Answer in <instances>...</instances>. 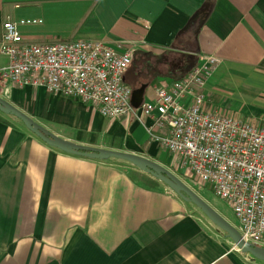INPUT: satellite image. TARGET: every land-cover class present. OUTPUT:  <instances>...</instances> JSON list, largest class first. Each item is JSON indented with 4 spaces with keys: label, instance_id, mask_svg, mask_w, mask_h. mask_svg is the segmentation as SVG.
Segmentation results:
<instances>
[{
    "label": "crops",
    "instance_id": "obj_1",
    "mask_svg": "<svg viewBox=\"0 0 264 264\" xmlns=\"http://www.w3.org/2000/svg\"><path fill=\"white\" fill-rule=\"evenodd\" d=\"M20 20L41 21L20 27L26 44L82 40L132 49L124 83L132 95L144 90L131 96L126 118L108 121L43 88L0 95L62 140L167 168L173 156L149 141L146 128L158 137L167 131L135 106L200 56L220 60L202 90L206 110L264 122V0H0V28ZM0 264L264 263L152 176L124 161L66 154L0 113Z\"/></svg>",
    "mask_w": 264,
    "mask_h": 264
},
{
    "label": "built area",
    "instance_id": "obj_2",
    "mask_svg": "<svg viewBox=\"0 0 264 264\" xmlns=\"http://www.w3.org/2000/svg\"><path fill=\"white\" fill-rule=\"evenodd\" d=\"M41 21H7L0 28V95L8 89H45L80 101L108 121L134 112L124 75L130 47L96 41L26 44L20 27ZM200 56L182 80L155 91L136 111L167 135L146 128L148 139L176 158L195 184L228 205L245 243L264 246V122L206 110L203 88L219 65Z\"/></svg>",
    "mask_w": 264,
    "mask_h": 264
},
{
    "label": "water",
    "instance_id": "obj_3",
    "mask_svg": "<svg viewBox=\"0 0 264 264\" xmlns=\"http://www.w3.org/2000/svg\"><path fill=\"white\" fill-rule=\"evenodd\" d=\"M143 90L144 88L134 93L132 95L133 98H135V95H140ZM139 106L140 105H137L135 106V108H138ZM0 113L6 116L16 118L25 126L28 131L33 133L46 145L60 150L66 154L82 156L100 161H105L109 159L124 161L132 165L142 173L152 176L157 181L166 185L170 190H172L175 194L181 197L184 201L195 206L218 230L226 234V236L232 241L233 245L242 254L248 255L253 260H257L264 263V248L255 247L249 243H245L240 237L235 227H233L227 220H225L213 208H211L202 198L196 195L187 185L178 180L166 169L156 164L155 162L135 155L109 151L105 149L84 147L62 140L46 131L42 126L35 123L22 111H20L19 109H17L16 107L1 98Z\"/></svg>",
    "mask_w": 264,
    "mask_h": 264
},
{
    "label": "rangeland",
    "instance_id": "obj_4",
    "mask_svg": "<svg viewBox=\"0 0 264 264\" xmlns=\"http://www.w3.org/2000/svg\"><path fill=\"white\" fill-rule=\"evenodd\" d=\"M244 105H256V103H243ZM39 113H41V106H38ZM32 109H36V106H32ZM45 110V105L43 106V113ZM222 114V113H220ZM224 115H233L225 113ZM170 174H172L174 177H176L178 180L183 182L185 185H187L196 195H198L200 198H202L211 208H213L216 212H218L221 216H224L225 218L233 227L236 229L238 228V224L232 217H229L228 214L231 213L230 208L227 204L224 202L218 200L210 188L208 187H201L198 184H195L193 177L190 175V173L181 167L179 161L176 158H173L172 162L167 165V168H165ZM190 206H193L190 204ZM195 207V206H193ZM197 213L201 216H204L196 207H195ZM264 248V246L262 247Z\"/></svg>",
    "mask_w": 264,
    "mask_h": 264
},
{
    "label": "trees",
    "instance_id": "obj_5",
    "mask_svg": "<svg viewBox=\"0 0 264 264\" xmlns=\"http://www.w3.org/2000/svg\"><path fill=\"white\" fill-rule=\"evenodd\" d=\"M132 61H133V57H132ZM131 65H132V63H131ZM131 65H130V67H131ZM129 67V68H130ZM129 70V69H128ZM191 70L189 69L184 75H182L178 80H176V81H179V80H182L185 76H187L188 74H189V72H190ZM175 81V82H176ZM45 111V110H44Z\"/></svg>",
    "mask_w": 264,
    "mask_h": 264
}]
</instances>
